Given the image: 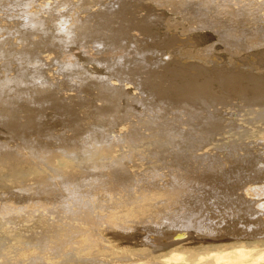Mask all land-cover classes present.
<instances>
[{
    "label": "bare ground",
    "instance_id": "6f19581e",
    "mask_svg": "<svg viewBox=\"0 0 264 264\" xmlns=\"http://www.w3.org/2000/svg\"><path fill=\"white\" fill-rule=\"evenodd\" d=\"M105 1L14 0L33 26L6 61L0 121L56 103L18 155L0 145V264H264V98L224 83L264 84V0ZM215 43L237 56L195 59Z\"/></svg>",
    "mask_w": 264,
    "mask_h": 264
},
{
    "label": "rangeland",
    "instance_id": "374dc122",
    "mask_svg": "<svg viewBox=\"0 0 264 264\" xmlns=\"http://www.w3.org/2000/svg\"><path fill=\"white\" fill-rule=\"evenodd\" d=\"M107 1V2H106ZM105 1V5H107L108 3V0ZM3 2H9V4L13 3V8L11 11V16L13 17V20L16 21L15 24L11 25V26H1L0 25V43H2L3 45H6L5 49L4 50V53L3 55L4 56H0V80L2 79H5L6 78V72L4 71L5 70V67L10 65L11 62L9 64H7V59H10V60H13L15 59L17 56H19V53L24 50L23 48V45L21 42H19V36L21 37V34H25V36H28L29 33H30V28H32L33 24L32 23H29V22H24L23 21V18H24V14L20 15L19 11H17V9L15 8V3H14V0H3ZM111 2V3H110ZM113 2L111 0H109V5H112L113 6ZM160 8L157 7L156 10L158 11ZM3 10H0V12H2ZM160 11V12H159ZM158 13L161 14V11H162V16L161 17H165V16H169L170 14H168V10H159ZM148 12H149V9H148ZM167 16V17H168ZM18 17H21V18H18ZM20 19V20H18ZM160 19V18H159ZM158 19V21H159ZM158 21H156L155 24L159 23ZM186 24V27L187 28H191V27H196V28H199L201 26H203V24L199 23V22H194V23H185ZM160 26V23L159 25H157L158 29L160 30L159 28ZM156 27V28H157ZM256 27H260L261 28V25L256 23L254 25V34L259 37V40L264 41V35H262V32L259 30L260 28H256ZM38 29V27H37ZM166 30L167 28L164 27V25L162 26L161 30ZM262 35V36H261ZM212 39H210L211 41ZM208 41V42H210ZM213 41V40H212ZM217 44V45H216ZM70 47V45H68ZM217 46V47H216ZM220 47V48H218ZM214 50H212L210 53H207L208 51L202 53L200 55V58H197L195 57L196 60H204L206 58L209 57V54L211 53H220L222 54V56L226 59H228L229 57L231 58H234L237 56V46L235 45H232V48L229 50V51H226L224 47L220 46L218 43H215V45L213 46ZM72 49L73 50H77L75 46H72ZM216 50V51H215ZM217 50L219 52H217ZM12 53L11 57H8V56H5L6 54L8 53ZM84 59V58H83ZM83 62V61H82ZM84 63V62H83ZM88 64H91L94 68L92 69V71H99V74L102 76L104 75V69L101 67L99 68L98 66H96L94 63H88ZM17 66V64H15ZM48 65H53L52 61L48 64ZM54 66L57 67V69H59V63L55 62L54 61ZM71 74H73L75 80H77L76 78V75L77 73L74 71V72H71ZM177 75L174 76V78H176ZM231 82V83H230ZM224 83L226 85L227 88H230L232 90V94L233 96L235 97V99H238L239 101H246L247 99H254V98H264V84L262 85H259V87H257V89H254L253 87L251 86H248L250 85V81L247 79V78H241V79H233L232 81L230 80H224ZM242 84H244L245 86H242ZM76 86H79L78 84ZM253 86V85H252ZM8 87H15V84H13L12 82H9L7 84V86L5 87V89L3 90L2 92V99L0 100V103H4L6 101H10L9 103H6V104H10L9 107L11 106V104L15 103V98L13 97V95H15L14 91L15 89H13L11 91L12 93V99H8V97L6 96L7 95V89ZM51 90H48L46 91L45 93H43V91H40L39 94L37 93L38 97H44V95H46L45 97L47 98L49 96V92ZM244 92L246 93H249V96L247 97V95L244 94ZM88 93H90L88 95ZM88 93H83V98L82 99V95L80 97H78L79 99H81L82 101L86 100L88 103L89 101L92 102V99H91V93L92 91H88ZM21 96L25 97V93H21ZM87 96V97H85ZM91 96V97H90ZM90 98V99H89ZM23 99L25 98H19V101H22ZM90 102V104H91ZM2 103V104H3ZM54 104L56 103V101H46L45 102V105L42 107V108H35V109H27V110H30V113H29V116H30V119L24 124V125H20L19 123H12V122H8V123H3L2 121H0V145L3 146V150H5L6 152L12 154V155H18V152L17 151V148H18V145H17V142L15 141V138L17 136V133H21V132H25V134H29L31 132L34 131V129H32L34 126L36 125H39L40 123V120H42V116L43 115H46L47 116V120L50 118V104ZM138 106V107H136ZM135 108H137V114H142L141 111H143V107L141 105H136ZM140 107V108H139ZM232 107V106H230ZM6 109V105H1L0 104V110L5 111ZM140 109V111H139ZM15 109H8V112H11V111H14ZM227 113L231 115H233V113L230 111H228ZM176 114V113H175ZM145 116H149L148 113H145ZM77 117H81V114H77ZM56 116V118L54 117L53 120H50V126H51V129L54 130V132H59V130H61L62 126V130L59 132L61 133L62 131L63 132H68V126L67 125L69 122L65 119H61V118H58ZM62 120V121H61ZM67 121V122H66ZM227 122H231L227 119ZM232 123V122H231ZM61 124V125H60ZM50 126L48 127V129L50 128ZM66 126V128H65ZM53 127V128H52ZM230 128V127H229ZM63 129H67V130H63ZM19 130V131H17ZM259 142V141H258ZM257 143V142H256ZM259 145L262 144V142H259L258 143ZM9 146V147H7ZM21 151H24V152H28V150H21ZM262 161H264V155H263V159ZM264 166V164H263Z\"/></svg>",
    "mask_w": 264,
    "mask_h": 264
}]
</instances>
